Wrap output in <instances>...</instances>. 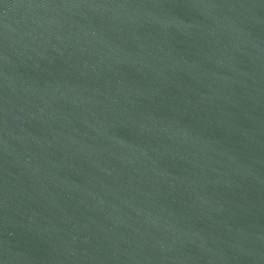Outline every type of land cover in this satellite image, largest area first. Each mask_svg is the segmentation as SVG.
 Here are the masks:
<instances>
[{"label":"water","instance_id":"95a60500","mask_svg":"<svg viewBox=\"0 0 264 264\" xmlns=\"http://www.w3.org/2000/svg\"><path fill=\"white\" fill-rule=\"evenodd\" d=\"M0 264H264V0H0Z\"/></svg>","mask_w":264,"mask_h":264}]
</instances>
